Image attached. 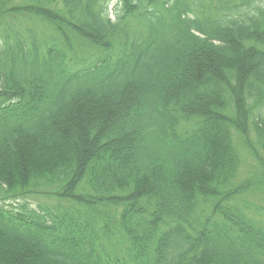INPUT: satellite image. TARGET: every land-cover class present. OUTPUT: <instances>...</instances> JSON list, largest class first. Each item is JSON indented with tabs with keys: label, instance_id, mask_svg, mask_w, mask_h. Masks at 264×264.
I'll return each mask as SVG.
<instances>
[{
	"label": "trees",
	"instance_id": "trees-1",
	"mask_svg": "<svg viewBox=\"0 0 264 264\" xmlns=\"http://www.w3.org/2000/svg\"><path fill=\"white\" fill-rule=\"evenodd\" d=\"M263 189L264 0H0V264H264Z\"/></svg>",
	"mask_w": 264,
	"mask_h": 264
},
{
	"label": "rangeland",
	"instance_id": "rangeland-1",
	"mask_svg": "<svg viewBox=\"0 0 264 264\" xmlns=\"http://www.w3.org/2000/svg\"><path fill=\"white\" fill-rule=\"evenodd\" d=\"M110 11H111V15L113 16L115 13V3H111L110 4ZM245 176L246 177H256L258 176L257 173L260 174L261 176V172L263 171L260 166L258 165L256 159L253 156H250L248 154H246L245 157ZM246 202H250L249 205L257 207V208H264V189L263 190H256L253 193H250L246 196H244ZM30 200L27 202L29 207H37L38 208V201L33 200V198H29ZM25 203V202H23ZM19 204V203H17ZM253 204V205H252ZM18 208L21 207L20 205H16ZM260 214V219L264 221V211H262Z\"/></svg>",
	"mask_w": 264,
	"mask_h": 264
}]
</instances>
